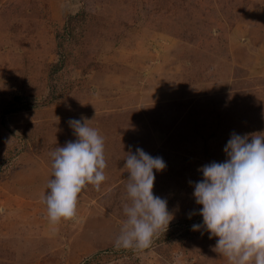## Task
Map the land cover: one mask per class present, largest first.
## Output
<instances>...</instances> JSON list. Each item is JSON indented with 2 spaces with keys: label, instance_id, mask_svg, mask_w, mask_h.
<instances>
[{
  "label": "rangeland",
  "instance_id": "rangeland-1",
  "mask_svg": "<svg viewBox=\"0 0 264 264\" xmlns=\"http://www.w3.org/2000/svg\"><path fill=\"white\" fill-rule=\"evenodd\" d=\"M70 119L104 138L106 179L52 223L42 198L51 152L77 139ZM261 131L264 0H0V264H229L192 230L194 182L232 133ZM130 146L166 162L153 193L173 219L145 249L115 246Z\"/></svg>",
  "mask_w": 264,
  "mask_h": 264
},
{
  "label": "clouds",
  "instance_id": "clouds-1",
  "mask_svg": "<svg viewBox=\"0 0 264 264\" xmlns=\"http://www.w3.org/2000/svg\"><path fill=\"white\" fill-rule=\"evenodd\" d=\"M84 119H70L77 137L51 152L52 178L42 198L52 223L76 215L78 194L87 184L99 190L105 181V142L97 129ZM223 162L213 161L199 171L203 178L194 182L193 196L209 238L216 237L214 250L229 264H264V131L231 134L223 149ZM124 168L129 173L127 193L131 203L124 208L123 222L115 246L148 248L156 233L168 228L173 214L168 202L154 195L155 172L166 168L160 156L137 147L126 153ZM192 183V182H190ZM195 213H189V219Z\"/></svg>",
  "mask_w": 264,
  "mask_h": 264
},
{
  "label": "trees",
  "instance_id": "trees-1",
  "mask_svg": "<svg viewBox=\"0 0 264 264\" xmlns=\"http://www.w3.org/2000/svg\"><path fill=\"white\" fill-rule=\"evenodd\" d=\"M86 14L85 12L81 11L78 14H76L75 16H69L66 20V30L64 32V35L62 38H60L59 40V47L63 48L65 44H71L72 43V37H74V39L76 38V36H73V30H74V24L76 23H81L85 20L86 18ZM106 253V251H104ZM99 254H96L95 256H93V258H91L90 260H86L84 261L82 264H93L94 262H96V260L98 259Z\"/></svg>",
  "mask_w": 264,
  "mask_h": 264
}]
</instances>
